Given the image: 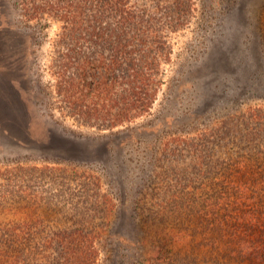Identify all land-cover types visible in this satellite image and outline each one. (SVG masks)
<instances>
[{"label": "trees", "instance_id": "16d2710c", "mask_svg": "<svg viewBox=\"0 0 264 264\" xmlns=\"http://www.w3.org/2000/svg\"><path fill=\"white\" fill-rule=\"evenodd\" d=\"M188 4L186 0H23L19 23L33 28L41 25L33 24L35 18L47 16L60 22L56 95L79 117L113 128L152 115L164 83L162 67L172 53L165 34L189 25L192 15L181 13ZM249 111L240 123L223 119L213 126L191 114L180 135L174 129L166 143L160 139L163 158L155 160V171L163 181L140 184L133 200L143 232L140 245L150 249V264H264V110ZM154 118L159 122L151 128L167 125L172 115ZM81 162L75 156L53 163L90 170ZM181 162L187 164L182 171ZM164 164L168 168L161 173ZM47 171H41L45 178ZM86 174L76 175L80 180L92 178ZM53 193L51 198L57 197ZM90 194L88 186L67 188L58 199L69 204L77 195L78 205L84 206ZM114 197L102 195L92 201L91 215H80V220L94 216L96 225L89 230L85 221L82 225L75 221L77 213L68 215L66 208L50 205L51 198L34 193L32 198L47 201V209L34 203L16 211L32 214V224L23 227L24 223L0 220V264H96L93 238L109 227ZM9 210L14 212L0 208V218ZM56 212L72 220L74 227L50 229L44 220L51 223Z\"/></svg>", "mask_w": 264, "mask_h": 264}, {"label": "rangeland", "instance_id": "374dc122", "mask_svg": "<svg viewBox=\"0 0 264 264\" xmlns=\"http://www.w3.org/2000/svg\"><path fill=\"white\" fill-rule=\"evenodd\" d=\"M22 1L0 0V208L14 211L3 212L6 215L0 220L24 223L23 227L32 224V214L23 215L17 208L27 210L34 203H43L47 209V201L32 195L50 199L54 192L57 197L51 198L50 205L66 208L68 215L77 213L75 221L80 225L85 221L93 230L94 216L80 220V215L90 214L93 200L112 193L115 206L108 215L109 227L93 238L98 250L96 264H136L137 259L150 264V249L140 245L143 232L133 200L139 196L140 184L163 181L156 174L155 162L163 158L160 141L166 143L174 129L180 135L191 114L213 126L223 119H240V123L250 108L264 110V0H186L189 4L181 13L192 15L189 25L165 34L172 53L162 67L164 83L152 115L113 128L79 117L57 97L60 22L47 16L33 20V24L40 21V26L20 24ZM155 115L160 120L172 115V119L167 125L151 128L159 122ZM75 156L90 170L53 163L57 158ZM181 165V171L187 168L185 162ZM45 168L47 178L42 176L45 171L41 174ZM166 168L164 164L160 172ZM84 170L92 178L80 180L76 174L88 175ZM83 186L91 191L88 205H78L77 195L69 204L58 199L63 189ZM44 221L50 229L75 225L58 212L51 223Z\"/></svg>", "mask_w": 264, "mask_h": 264}]
</instances>
